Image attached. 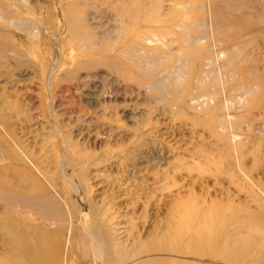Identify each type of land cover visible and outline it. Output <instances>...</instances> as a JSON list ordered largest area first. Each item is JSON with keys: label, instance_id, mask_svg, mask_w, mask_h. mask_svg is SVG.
<instances>
[{"label": "rangeland", "instance_id": "1", "mask_svg": "<svg viewBox=\"0 0 264 264\" xmlns=\"http://www.w3.org/2000/svg\"><path fill=\"white\" fill-rule=\"evenodd\" d=\"M264 264V0H0V264Z\"/></svg>", "mask_w": 264, "mask_h": 264}, {"label": "crops", "instance_id": "2", "mask_svg": "<svg viewBox=\"0 0 264 264\" xmlns=\"http://www.w3.org/2000/svg\"><path fill=\"white\" fill-rule=\"evenodd\" d=\"M23 261H24V264H28V262H31L30 259H27V260L23 259Z\"/></svg>", "mask_w": 264, "mask_h": 264}]
</instances>
